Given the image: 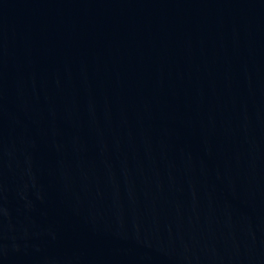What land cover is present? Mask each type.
Instances as JSON below:
<instances>
[{
	"label": "water",
	"instance_id": "obj_1",
	"mask_svg": "<svg viewBox=\"0 0 264 264\" xmlns=\"http://www.w3.org/2000/svg\"><path fill=\"white\" fill-rule=\"evenodd\" d=\"M0 264H264V0H0Z\"/></svg>",
	"mask_w": 264,
	"mask_h": 264
}]
</instances>
